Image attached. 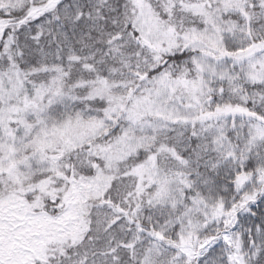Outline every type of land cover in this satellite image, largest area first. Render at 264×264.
Instances as JSON below:
<instances>
[{
    "label": "snow or ice",
    "instance_id": "obj_1",
    "mask_svg": "<svg viewBox=\"0 0 264 264\" xmlns=\"http://www.w3.org/2000/svg\"><path fill=\"white\" fill-rule=\"evenodd\" d=\"M0 264H264V0H0Z\"/></svg>",
    "mask_w": 264,
    "mask_h": 264
}]
</instances>
